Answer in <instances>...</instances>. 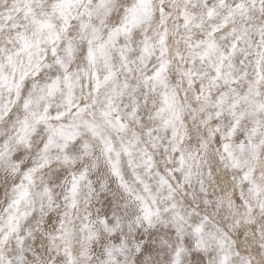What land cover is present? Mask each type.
<instances>
[{
	"label": "clouds",
	"instance_id": "1",
	"mask_svg": "<svg viewBox=\"0 0 264 264\" xmlns=\"http://www.w3.org/2000/svg\"><path fill=\"white\" fill-rule=\"evenodd\" d=\"M0 264H264V0H0Z\"/></svg>",
	"mask_w": 264,
	"mask_h": 264
}]
</instances>
